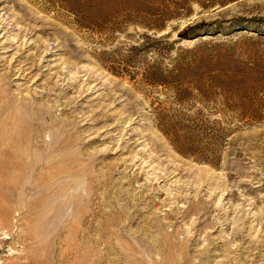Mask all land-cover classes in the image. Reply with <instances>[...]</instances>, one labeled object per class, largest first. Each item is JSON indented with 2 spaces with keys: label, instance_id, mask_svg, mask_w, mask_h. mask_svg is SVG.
Returning <instances> with one entry per match:
<instances>
[{
  "label": "rangeland",
  "instance_id": "rangeland-1",
  "mask_svg": "<svg viewBox=\"0 0 264 264\" xmlns=\"http://www.w3.org/2000/svg\"><path fill=\"white\" fill-rule=\"evenodd\" d=\"M114 1L0 0V264H264V0Z\"/></svg>",
  "mask_w": 264,
  "mask_h": 264
},
{
  "label": "trees",
  "instance_id": "trees-1",
  "mask_svg": "<svg viewBox=\"0 0 264 264\" xmlns=\"http://www.w3.org/2000/svg\"><path fill=\"white\" fill-rule=\"evenodd\" d=\"M158 0H115L118 8L126 10V14L122 18V22L127 24L134 23L142 25L148 29L159 30L162 29L166 21L173 15H178L177 10L167 8L166 10H159L150 7L146 3L155 2ZM191 0H179L174 2L175 7H182ZM203 3L202 0H198ZM201 32L200 23L188 24L179 34L185 38H196ZM190 50V49H189Z\"/></svg>",
  "mask_w": 264,
  "mask_h": 264
}]
</instances>
